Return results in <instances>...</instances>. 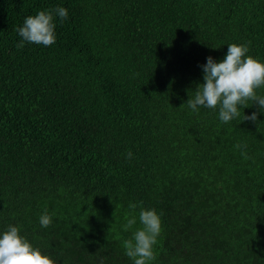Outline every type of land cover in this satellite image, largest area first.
Instances as JSON below:
<instances>
[{"label": "trees", "instance_id": "trees-1", "mask_svg": "<svg viewBox=\"0 0 264 264\" xmlns=\"http://www.w3.org/2000/svg\"><path fill=\"white\" fill-rule=\"evenodd\" d=\"M57 7L56 42L18 49ZM232 43L264 62V0H0V234L56 264H134L143 207L161 218L150 264H264V111L225 124L186 103Z\"/></svg>", "mask_w": 264, "mask_h": 264}, {"label": "clouds", "instance_id": "clouds-1", "mask_svg": "<svg viewBox=\"0 0 264 264\" xmlns=\"http://www.w3.org/2000/svg\"><path fill=\"white\" fill-rule=\"evenodd\" d=\"M54 15L59 16L61 22L68 17L65 7H57L54 11H39L36 15L27 16L23 26L16 29L21 37L16 45L22 49L25 43L42 44L51 46L56 42ZM226 56L217 62L211 56L202 66L204 82L198 84L194 95H190L186 102L193 111H199V107L219 109V119L222 123H229L240 117L241 109L247 108L249 101L252 105L258 104L264 111V95H258L257 90L264 88V62L249 55L248 44H229ZM184 104L181 106L183 107ZM258 113L253 112L248 116L244 114L243 121L256 123ZM234 147L240 149L237 143ZM243 147H246L243 146ZM241 155L245 159H251L246 152ZM127 159H132V153H127ZM131 209H136L135 203H130ZM127 223L123 225L125 231L136 224V217H125ZM139 221L142 227L138 228L130 239L123 241V248L127 257L134 264H150L155 260L153 246L161 233V218L155 209L141 207ZM42 227L48 228L52 223V216L47 209L39 217ZM18 226L9 225L7 230L0 234V264H56L50 256L44 255L38 247H34L26 237L20 234Z\"/></svg>", "mask_w": 264, "mask_h": 264}]
</instances>
